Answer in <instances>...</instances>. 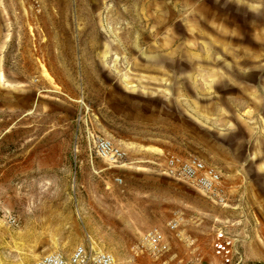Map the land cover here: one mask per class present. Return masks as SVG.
Returning <instances> with one entry per match:
<instances>
[{"label":"rangeland","instance_id":"1","mask_svg":"<svg viewBox=\"0 0 264 264\" xmlns=\"http://www.w3.org/2000/svg\"><path fill=\"white\" fill-rule=\"evenodd\" d=\"M167 154L215 167L225 201L161 173ZM263 164L264 0H0V264L87 243L116 264H264Z\"/></svg>","mask_w":264,"mask_h":264},{"label":"built area","instance_id":"2","mask_svg":"<svg viewBox=\"0 0 264 264\" xmlns=\"http://www.w3.org/2000/svg\"><path fill=\"white\" fill-rule=\"evenodd\" d=\"M91 150L94 156L100 158L112 167L125 165L126 156L123 150L113 143L109 138L90 133L88 136ZM164 175L185 181L194 186L214 201H225L224 190L220 182L218 170L205 164L195 156H180L177 154H167L162 161L157 164ZM116 183L121 182L120 176H115ZM170 228L175 224L170 223ZM157 236L148 234V242L152 249L156 247ZM212 249L224 263L230 262L234 254L232 239L222 228H217L212 240ZM32 264H116L111 253L91 244H77L67 254L59 251H49L38 256Z\"/></svg>","mask_w":264,"mask_h":264},{"label":"bare ground","instance_id":"3","mask_svg":"<svg viewBox=\"0 0 264 264\" xmlns=\"http://www.w3.org/2000/svg\"><path fill=\"white\" fill-rule=\"evenodd\" d=\"M91 245H93L92 243H90Z\"/></svg>","mask_w":264,"mask_h":264},{"label":"crops","instance_id":"4","mask_svg":"<svg viewBox=\"0 0 264 264\" xmlns=\"http://www.w3.org/2000/svg\"><path fill=\"white\" fill-rule=\"evenodd\" d=\"M264 165V164H263Z\"/></svg>","mask_w":264,"mask_h":264}]
</instances>
